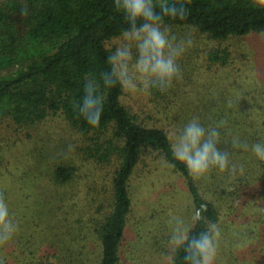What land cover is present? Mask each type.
<instances>
[{"label":"trees","instance_id":"obj_1","mask_svg":"<svg viewBox=\"0 0 264 264\" xmlns=\"http://www.w3.org/2000/svg\"><path fill=\"white\" fill-rule=\"evenodd\" d=\"M155 2L159 3V0ZM177 2L188 8L187 18H165L166 26L194 30L217 42L264 34V8L254 6L251 0ZM24 5L29 9L27 17L21 15ZM20 17L23 20L19 28ZM127 28L126 18L116 10L113 0L0 1V122L15 133L21 127L40 123L51 115L63 116L80 131L93 134L90 137L91 154L96 153L100 161L116 163L111 209L96 227V239L101 248L98 264H122V250L134 210L131 185L137 176L146 182L162 166L170 175L176 176L179 183L186 185L190 200L186 206L188 215L192 216L202 204L207 206L202 213L203 219L189 227L190 237L207 230V224L212 222L220 229L226 228L221 231V238L225 240L229 235L227 219L231 217V225L241 221L245 226V242L250 248L263 245L264 162L256 158L250 147L248 151L232 147L234 140L249 146L264 141V100L259 98L260 95L252 94L255 91L231 94L229 90L233 87L225 82V78L212 80L204 88H193L196 80L185 75L187 72L178 61L182 84L191 85L194 93L191 90L185 94L180 92L175 85L180 79L165 92L152 88L149 100L144 106L140 105L138 113L124 103L125 92L119 84L105 89L101 82L100 91L105 100L99 127L90 126L74 110V102L83 99L85 77L94 76L99 80L100 74L110 69L107 57L115 50L110 45L122 38ZM233 57L236 59L228 47L208 49L207 46L202 59L208 63L207 67L214 68L211 78L218 79L222 76L221 70L231 65ZM9 67L14 70L1 73ZM238 69L241 71L240 66ZM245 95H249V99L256 95L257 100L247 106L240 98ZM194 117H198L205 127H215L224 121L219 128L218 147L229 151V167L237 166L234 172L213 169L206 177L196 180L183 163L174 159L172 133ZM76 169L73 164H55L51 170V183L62 186L71 182ZM141 169H144L143 174ZM43 202L42 197L35 198L32 211H26L27 206L23 212L29 225L40 224L37 220L42 215L53 220L54 208L42 205ZM152 218L154 228H149L146 233L142 227L137 228L134 237L137 246L167 254L171 264H184L183 248L170 255L167 242L172 225L167 223L161 228L158 217L153 214ZM145 220H142L143 224ZM49 240L46 237V242ZM62 242V250L55 252L51 245L50 250L37 254L41 251L36 246L32 258L26 249H21L18 254L20 264H85L77 248L80 246L72 241ZM236 261L242 264L240 258Z\"/></svg>","mask_w":264,"mask_h":264},{"label":"rangeland","instance_id":"obj_2","mask_svg":"<svg viewBox=\"0 0 264 264\" xmlns=\"http://www.w3.org/2000/svg\"><path fill=\"white\" fill-rule=\"evenodd\" d=\"M22 20L20 17L19 28ZM167 27L170 29V36L174 35L177 40L191 36L192 45L178 61L181 62L184 72H187L185 75H191L196 80L193 88H204L212 80L225 78V82L233 87L229 90L231 94L238 95L240 91L246 94L251 90L255 91L252 94L260 95L259 98L264 100V93H260L264 92V34H251L217 42L198 35L194 30ZM121 43L122 38H119L110 46L116 48ZM207 46L208 49L228 47L236 57H233L228 68L221 70L222 76L218 79L211 78L210 73L214 68L207 67L208 63L202 59ZM133 52L135 56V49ZM236 64L241 67V71ZM11 70L14 67L3 69L1 73ZM205 71L206 75L203 74ZM208 73L210 76H207ZM184 83L187 84L185 79ZM175 85L184 94L190 90L194 93L191 85H183L181 79ZM149 91L141 89L134 93H125L123 101L132 110L138 111L140 105L144 106L149 100ZM257 96L253 95L250 98L252 101L249 95L240 98L245 105L250 106L251 102L257 100ZM92 135L80 131L59 115H51L40 123L21 127L15 133L8 125L0 122V194L8 205L10 218L18 225V231L13 238L5 245H0V258H3L4 264H20L18 254L21 249H26L28 255L31 254L30 258L34 256L32 252L36 246L41 251L37 254L50 250L51 245L52 252L61 251L64 246L62 240L72 241L80 246L77 248L85 264L99 263L101 248L96 239V227L111 209L116 163L100 161L96 153L94 155L89 152ZM68 145L73 146L72 151H68ZM55 164H73L77 168L74 179L62 186L52 184L51 170ZM162 168L163 166L160 171L150 175L151 180L149 177L144 182L142 177L137 176L131 185L134 210L122 250V264H171L167 254L138 247L135 242L137 228L142 227L146 233L154 226L153 214L158 217L161 228L172 217L181 218L188 228L193 223L192 216L186 213V206L190 204L186 185L179 183L176 176ZM143 172L144 169H141V174ZM41 197L44 201L42 205L54 208L53 220L42 215L37 220L40 224L29 225L22 214L27 206L29 207L26 211H30L35 198ZM144 218L146 220L143 224ZM230 219L232 223L231 217L227 219L229 235L225 240L220 239L214 264H238L237 258H240L242 264L250 260L251 264H264V244L250 248L245 242V226L241 221L231 225ZM169 224L173 231L174 223ZM225 230L226 228L221 229ZM46 237L50 238L48 242Z\"/></svg>","mask_w":264,"mask_h":264},{"label":"clouds","instance_id":"obj_3","mask_svg":"<svg viewBox=\"0 0 264 264\" xmlns=\"http://www.w3.org/2000/svg\"><path fill=\"white\" fill-rule=\"evenodd\" d=\"M113 3L116 10L124 14L128 28L122 33V43L107 57L110 69L102 72L99 80L94 76L85 77L83 99L74 102V110L92 127H99L103 113L105 97L100 91L101 82L105 89L119 84L125 93L152 88L165 92L174 81L182 78L178 59L192 45L190 35L177 40L174 35L170 36V29L164 23L165 18L185 20L188 8L184 3L177 0H159V3L155 0H113ZM251 3L264 8V0H251ZM21 15H29L27 5L21 8ZM223 124L221 121L215 127H205L198 117H194L172 133V156L186 166L194 179L206 177L213 169L221 172L236 170L235 164L229 167V151L218 147L219 128ZM67 147L68 151L73 150L72 145ZM232 147L243 151L250 147L256 158L264 162V141L249 146L246 142L234 140ZM206 209L204 204L196 209L192 221L202 220ZM169 223H174L167 242L170 255L183 248L184 264H214L221 238L218 224L209 222L207 230L190 237V229L181 218L172 217ZM17 231L18 225L10 218L8 205L0 194V245L8 243ZM0 264H4L3 258H0Z\"/></svg>","mask_w":264,"mask_h":264}]
</instances>
